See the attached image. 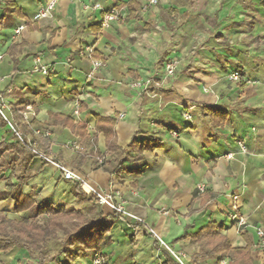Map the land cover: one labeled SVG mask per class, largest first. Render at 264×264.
<instances>
[{"label":"crops","instance_id":"1","mask_svg":"<svg viewBox=\"0 0 264 264\" xmlns=\"http://www.w3.org/2000/svg\"><path fill=\"white\" fill-rule=\"evenodd\" d=\"M50 1L14 0L17 10L0 6V94L10 122L1 116L6 126L0 125V142H21L16 133L36 142L39 152L88 186L119 193L125 209L146 223L117 221L102 263L162 264L161 239L186 253L187 264H264L258 237L264 231L262 0H219L207 15H195L193 7L190 15H178L185 10L169 6V0L146 11V0H134L141 8L133 15L127 7L133 0H57L46 17H38ZM252 6L258 15H246ZM113 8L120 17L104 26ZM88 47L103 66H94ZM171 61L176 69L168 75ZM234 72L239 82L229 79ZM146 80L152 81L149 87L134 86ZM209 107L227 113L222 125L214 126ZM108 119L116 121L117 153L108 152L109 125L103 122ZM150 137L162 146L147 154L149 166L140 176L120 180L118 170L111 172L115 164L127 157L134 139ZM0 169V222L37 216L36 206L17 213L14 191L6 190L8 182L17 186L21 178L28 179L22 194L36 205L48 201L90 217L113 214L82 188L86 196L78 199L73 193L78 181L65 179L37 155L29 160L10 151ZM233 216L246 224L239 227ZM210 223L222 228L233 250L247 249L250 260L234 255L196 261L200 247L191 237ZM185 232L189 236L181 239ZM33 258L20 247L0 252V264H37ZM93 261L92 253L80 252L75 264ZM53 264H64V257Z\"/></svg>","mask_w":264,"mask_h":264},{"label":"trees","instance_id":"2","mask_svg":"<svg viewBox=\"0 0 264 264\" xmlns=\"http://www.w3.org/2000/svg\"><path fill=\"white\" fill-rule=\"evenodd\" d=\"M264 4V0H262ZM5 4L9 8L17 10L14 0H0V6ZM132 10V15L136 14L141 8L139 3L134 0L127 5ZM102 26V25H101ZM17 68V60L15 63ZM212 117V123L217 126L222 125L226 121L227 113L220 108L209 107L206 109ZM223 118L219 122H215L216 119ZM99 122L102 120L99 119ZM103 122L109 125V129L104 131L110 139L108 143V152L121 151L116 147L113 137V126L115 120H103ZM0 125L6 126V121L0 115ZM101 129L100 127H98ZM162 146V141L155 138H148L144 142L140 143L137 139H134L126 151L124 160L115 164V170H118V176L121 180V176H140L144 173L149 166L147 160V154L152 153L155 149ZM14 151L20 156H24L25 159H33L36 155L29 149V147L21 142L14 144H7L0 142V160L8 152ZM130 153H135V156L130 157ZM130 162V166H125L124 162ZM1 173V169H0ZM28 179L21 178L17 186L11 185L10 182L6 184V190L14 191L13 199L15 201V211L21 213L36 206L37 216L33 219H25L20 223H14L9 220H3L0 222V252L9 253L16 247L24 248L37 259V264H53L56 263L58 257H64V264H75L79 258L80 252L92 253L95 256H100L105 259L103 254L104 250L110 245V233L113 225L121 218L116 212L110 215H104L100 212L98 217H90L84 215L75 210L68 211L62 206H55L48 201H43L40 204L22 194L23 185ZM73 193L78 199H83L86 194L81 189L79 182L75 183L73 187ZM42 219V221H40ZM59 230L63 233L61 239V248L56 251L54 255L50 248L47 249V244L50 240L56 239V231ZM222 228L218 227L214 223L206 228L201 229L195 235H192V244H197L200 247V253L196 256V261L209 259L212 257H219V261L227 257L234 255H243L247 260L249 259L248 250H233L230 247L229 241L226 237L221 235ZM189 235L184 233L181 239L187 238ZM158 249L160 255L164 257L162 264H179L171 254L165 249L159 246ZM105 264V261L104 263Z\"/></svg>","mask_w":264,"mask_h":264},{"label":"built area","instance_id":"3","mask_svg":"<svg viewBox=\"0 0 264 264\" xmlns=\"http://www.w3.org/2000/svg\"><path fill=\"white\" fill-rule=\"evenodd\" d=\"M56 2H57V0H51L48 9L45 12L40 13V15H38V17H40V18L46 17L48 15V13L54 9ZM158 3H159V0H146V4L143 6L142 11H146V10H148V8H150L152 6H157ZM96 7L99 8V6H96ZM119 17H120V13H119L118 9L113 8L109 13H107L105 15L104 20H103V25L107 26L111 21L118 20ZM21 30H23V27H21L18 30V32H20ZM85 53L89 58H91L92 63L94 64L95 67L98 68V67H101L104 65V63L102 61L93 59L94 51L91 47H88L86 49ZM1 59L2 58L0 57V60ZM175 69H176V62L171 61V62H168L166 64V72L168 75H173L175 73ZM42 72L44 74L48 73L47 69H45V68H43ZM229 79L234 81V82H239L242 79V77H241L239 72H234L229 76ZM151 82H152L151 80L139 81L134 86H136V87H143L144 86L145 88H147L152 84ZM7 109H8V107L5 104L4 96L2 94H0V115L10 124V122L7 118V115H6ZM122 117H123V115H122ZM186 118H189L188 114H186ZM12 129H13V127H12ZM16 134H17L19 140L23 144L27 145L29 147V149L35 155L40 157L42 160H44L48 163H51L52 165L58 167V169H60L62 171L65 179L78 181L81 184V188L88 195L97 199L101 205L108 206L113 212H116L121 217L137 220L146 226V223L142 219L138 218L137 216L133 215L132 213L128 212L125 209L123 204L120 202L121 197H120L119 193H112V192L104 193V192H101V191H99L93 187L88 186L85 179H83L82 177L77 175L73 170L67 169L66 167L59 165L53 159L48 158L45 155H43L41 152H39L37 150V143L36 142L25 141L21 134H19V133H16ZM36 134L37 135L41 134L45 138L50 137V134L48 132L41 133V131H36ZM241 147L243 148V150H246V148L243 144H241ZM76 149H78L77 146H76ZM102 161H103V159L101 160V162ZM232 218L237 220L236 222H237L239 227H243L246 224V220L242 216H239V217L233 216ZM258 237L261 241V245L264 246V231L263 230H258ZM159 243H160V247L165 248L179 264H187L188 258H187L186 253L175 251L165 241H163L161 239H159ZM101 263H102V258L100 256H95L93 264H101Z\"/></svg>","mask_w":264,"mask_h":264},{"label":"rangeland","instance_id":"4","mask_svg":"<svg viewBox=\"0 0 264 264\" xmlns=\"http://www.w3.org/2000/svg\"><path fill=\"white\" fill-rule=\"evenodd\" d=\"M219 0H213V3L210 4L207 0H195L192 2H189V0H179L177 3H175L173 0H169V6L178 5V7L181 9H184L185 11H179L178 15H190V11L192 7L194 8L195 15H207L212 14L213 10L217 8ZM160 11H163V6H158ZM254 6L249 9L246 15H258L257 11L254 10ZM186 9H188V13H186ZM42 221V219L40 220ZM56 239H52L49 241V243L46 245L47 249H51L53 252L51 253L54 255L56 251H58L61 248V239L64 237L63 233L59 230L56 231ZM35 262H37L36 257L33 258ZM102 264V263H101Z\"/></svg>","mask_w":264,"mask_h":264}]
</instances>
